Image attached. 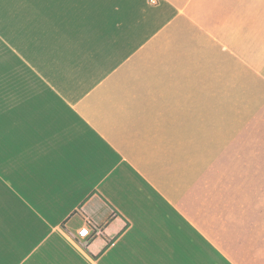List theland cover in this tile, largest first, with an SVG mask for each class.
Returning <instances> with one entry per match:
<instances>
[{
	"label": "crops",
	"instance_id": "crops-1",
	"mask_svg": "<svg viewBox=\"0 0 264 264\" xmlns=\"http://www.w3.org/2000/svg\"><path fill=\"white\" fill-rule=\"evenodd\" d=\"M8 4L0 264H264V0Z\"/></svg>",
	"mask_w": 264,
	"mask_h": 264
},
{
	"label": "rangeland",
	"instance_id": "rangeland-1",
	"mask_svg": "<svg viewBox=\"0 0 264 264\" xmlns=\"http://www.w3.org/2000/svg\"><path fill=\"white\" fill-rule=\"evenodd\" d=\"M153 2H155V0H152ZM8 0H0V27H4L6 20L8 18V16H6V12H7V6H8ZM227 163L230 162V160H226ZM230 165V164H229ZM260 195V193H257ZM262 212H264V208H258L257 211H255V216L256 215H260ZM264 231V230H263Z\"/></svg>",
	"mask_w": 264,
	"mask_h": 264
},
{
	"label": "built area",
	"instance_id": "built-area-1",
	"mask_svg": "<svg viewBox=\"0 0 264 264\" xmlns=\"http://www.w3.org/2000/svg\"><path fill=\"white\" fill-rule=\"evenodd\" d=\"M80 235L86 236L88 235V227H84L80 230Z\"/></svg>",
	"mask_w": 264,
	"mask_h": 264
}]
</instances>
